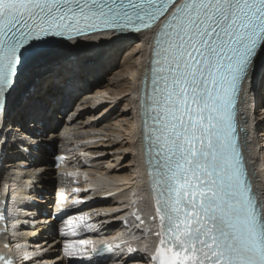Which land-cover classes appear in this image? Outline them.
I'll list each match as a JSON object with an SVG mask.
<instances>
[{"label":"snow or ice","instance_id":"obj_1","mask_svg":"<svg viewBox=\"0 0 264 264\" xmlns=\"http://www.w3.org/2000/svg\"><path fill=\"white\" fill-rule=\"evenodd\" d=\"M161 20L143 89L162 229L151 260L264 264V202L252 194L234 122L244 81L264 64V0H0V122L8 127L13 94L49 63L52 45Z\"/></svg>","mask_w":264,"mask_h":264},{"label":"bare ground","instance_id":"obj_2","mask_svg":"<svg viewBox=\"0 0 264 264\" xmlns=\"http://www.w3.org/2000/svg\"><path fill=\"white\" fill-rule=\"evenodd\" d=\"M156 34L152 38L151 31L124 34L103 32L79 39L75 43L55 44L51 46L53 50L51 60L62 59L59 57H65L68 50L71 54L57 63L40 69L33 86L31 84L26 89L27 78L22 84L25 89L17 101H15L17 91L13 94L12 103L15 104L27 92L16 112L9 115L8 127H4L7 132L6 138L12 141L7 152L10 154L12 151V155L8 157L10 161L5 162V169H2L1 175L5 176L11 194L15 196L12 198L13 222L28 234L35 230L40 233L36 238L37 242L31 247V252H35L38 246L42 249L47 248L52 237L57 234L51 215L48 217L42 215L43 212H47L53 200L50 181L54 175L51 171L46 172L50 159L44 146L45 143L51 145L52 139L67 141L70 136L73 139L75 137L86 139L89 134H94L90 139L98 142L93 148L96 152L91 147L81 154L86 156L89 164L91 158L99 154L106 155L96 163L100 171L83 165L71 167L70 170L66 168L60 170L64 176L68 175L70 180L77 181V184H81L80 180L84 179L86 183L82 186L92 188L91 198L102 196L112 190L114 195L106 202L96 201L91 207L93 211L87 210V213L94 212L96 215L93 223L111 227L110 231H113L118 219L125 217L128 211L115 215L119 209L130 206L128 203L125 204V195L116 196L115 193L120 190L127 192L129 188L132 191L140 189L141 196L137 194L135 198H144L143 183L138 181L133 186L142 176L139 142L136 141L141 120L138 117L136 100L142 90V72L147 67L148 52L152 49L151 42ZM128 48L132 49L127 51ZM57 54L60 56H56ZM117 67L119 72L114 73L113 80L109 79L108 82V74L111 76ZM35 70L37 69L33 71ZM249 78L250 96L248 97V91L244 93L241 116L248 133L247 155L264 202V64L259 67L254 79L251 75ZM31 86L34 89L30 90ZM122 101L125 104L119 108L118 105ZM99 103L107 104L98 112L101 107L97 106ZM76 105L77 108L74 109ZM30 121L35 122L38 128L29 129L27 124ZM62 124L65 130L59 135L57 129ZM25 128L27 130L25 132L33 137L34 142L37 139L42 142V147L32 151L30 155L23 152V149L27 150L25 145L22 148L16 146L20 144L19 139L23 135L18 132H24ZM39 131L41 134H38ZM45 134L48 138H44ZM121 137L125 139L120 140ZM8 158L5 161H8ZM21 164L27 168L19 167ZM47 257L44 263L53 264L52 258ZM123 259H116L114 262L120 264ZM123 264H127V261Z\"/></svg>","mask_w":264,"mask_h":264},{"label":"rangeland","instance_id":"obj_3","mask_svg":"<svg viewBox=\"0 0 264 264\" xmlns=\"http://www.w3.org/2000/svg\"><path fill=\"white\" fill-rule=\"evenodd\" d=\"M129 49H132V48H128L127 51H128ZM59 53H60V52H59ZM66 54H67V55H66ZM70 54H71V52H70V50H68V52L65 53V57H59V58H62V59L57 60V61H55L56 59H52V60L49 61V63H48L47 65L49 66V65H51V64L57 63V62L63 60L64 58H66V57H67L68 55H70ZM56 56H60V55L57 54ZM119 62H121V59H119ZM47 65H45V66H47ZM45 66H44V67H45ZM42 68H43V67H41V68H39V69L33 71L32 74L29 75L30 79H29V77H28V79H27L28 82H27V84L25 85L26 89L29 88L31 84H32V86H33V83H34V81H35V79H36V77H37V73H38V71H39L40 69H42ZM118 69H119V67L115 68V69L112 71L113 74H112L111 76H110V74H108V76H107V80H108V82H109V79H110V80H113V75H114V73L119 72ZM119 80L121 81L122 78H120ZM29 83H30V84H29ZM112 83H113V82H112ZM32 86H31V87H32ZM25 87L22 85V87H20V88L17 90L16 95H15V96H16V100H15V101H17V100L19 99V95H20L21 92L24 91ZM30 90H31V89H30ZM30 90H29V91H30ZM29 91H28V92H29ZM104 97H106V96H104ZM107 97H108V96H107ZM127 99H128V98H127ZM105 104H107V103H105ZM105 104H104V105H105ZM122 104H125V102L122 101V102L118 105V107H119V108H122V107H123ZM102 107H103V106H102ZM76 108H77V105L74 107V109H76ZM74 109H73V110H74ZM101 109H102V108H101ZM101 109L99 108V109H98V112H99ZM81 113H83V115H86L84 112H81ZM122 139H125V137H121V138H120V140H122Z\"/></svg>","mask_w":264,"mask_h":264}]
</instances>
